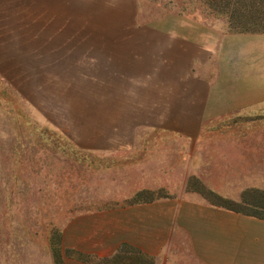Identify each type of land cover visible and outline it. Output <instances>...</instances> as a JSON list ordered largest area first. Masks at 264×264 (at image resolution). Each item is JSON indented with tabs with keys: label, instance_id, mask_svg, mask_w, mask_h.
Segmentation results:
<instances>
[{
	"label": "crops",
	"instance_id": "0c3cea01",
	"mask_svg": "<svg viewBox=\"0 0 264 264\" xmlns=\"http://www.w3.org/2000/svg\"><path fill=\"white\" fill-rule=\"evenodd\" d=\"M0 49L52 79L89 82L82 148L183 170L169 185L136 189L165 186L167 197L128 204L134 190L79 216L64 251L96 260L65 252L63 263L99 264L127 244L151 260L120 264H264V219L186 186L189 175L201 176L192 170L204 166L206 151L228 154L242 141L202 130L264 104V33L222 32L180 14L145 21L138 0H0Z\"/></svg>",
	"mask_w": 264,
	"mask_h": 264
},
{
	"label": "rangeland",
	"instance_id": "374dc122",
	"mask_svg": "<svg viewBox=\"0 0 264 264\" xmlns=\"http://www.w3.org/2000/svg\"><path fill=\"white\" fill-rule=\"evenodd\" d=\"M138 1L145 21L180 14L230 32L224 19L212 15L216 9L196 0ZM22 60L0 49V264H56L54 250L62 258L63 238H72L79 216L118 203L143 185H169L183 170L169 171L168 161L155 169L152 161L82 148L76 139L89 134V82L55 80L43 66L17 62ZM220 122L200 135L242 141L231 145L230 155L206 151L204 166L192 171L238 201L246 188L264 190V104ZM160 147L167 155L169 146Z\"/></svg>",
	"mask_w": 264,
	"mask_h": 264
},
{
	"label": "trees",
	"instance_id": "16d2710c",
	"mask_svg": "<svg viewBox=\"0 0 264 264\" xmlns=\"http://www.w3.org/2000/svg\"><path fill=\"white\" fill-rule=\"evenodd\" d=\"M202 5L216 9L212 14L215 18L224 19L231 33H264V0H196ZM211 15V14H210ZM186 186L188 190L195 191L207 199L210 203L224 207L241 214L264 219V190L259 188H246L241 193L240 200L236 201L224 197L208 188L196 176H191ZM169 196L163 188L141 189L136 191L129 199L128 204L150 202L161 197ZM68 256H73L83 261L92 262L89 255L66 249ZM56 264H62L60 252L54 250ZM138 258L148 262L151 258L143 256L138 250L122 244L110 258H100L99 264L128 263L129 259ZM138 261V262H139ZM142 262V261H141Z\"/></svg>",
	"mask_w": 264,
	"mask_h": 264
}]
</instances>
